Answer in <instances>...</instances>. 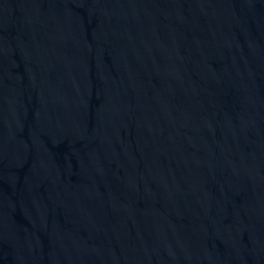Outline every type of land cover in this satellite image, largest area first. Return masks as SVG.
I'll list each match as a JSON object with an SVG mask.
<instances>
[{
    "label": "water",
    "instance_id": "95a60500",
    "mask_svg": "<svg viewBox=\"0 0 264 264\" xmlns=\"http://www.w3.org/2000/svg\"><path fill=\"white\" fill-rule=\"evenodd\" d=\"M0 264H264V0H0Z\"/></svg>",
    "mask_w": 264,
    "mask_h": 264
}]
</instances>
